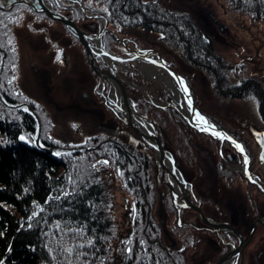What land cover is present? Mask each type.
Masks as SVG:
<instances>
[{"label": "trees", "instance_id": "trees-1", "mask_svg": "<svg viewBox=\"0 0 264 264\" xmlns=\"http://www.w3.org/2000/svg\"><path fill=\"white\" fill-rule=\"evenodd\" d=\"M17 1L0 0V44L7 53L0 74V90L8 102H27L36 112L42 124L41 144L59 146V141L52 136L56 123L42 106L26 100L21 94L15 82L17 63L24 60L23 45L32 49L30 53L44 50L48 61L57 67L67 64L72 51L78 50L85 56L87 51L62 22L38 11V0H26L31 5L18 3L6 10ZM48 1L89 35L103 30L104 21L100 16H104L107 31L102 41L106 51L114 56H132L137 48L153 49L186 79L190 88V78L197 79L204 72L214 79L213 86L222 98L256 97L252 88H245V84L236 86V82L231 81L236 73L234 65L218 54L212 38L214 32L199 18L198 8L182 10L168 0H78L86 11L97 15L88 17L74 0ZM222 1L230 13L264 23V0ZM192 4L197 3L193 1ZM1 57L0 52V62ZM136 65L127 61L125 69L117 64L115 69L117 74L139 83V75L132 71L136 70ZM90 74L95 81L92 92L102 101V95L95 92L99 78L92 69ZM103 85L104 94H107L109 82L103 79ZM127 88L138 113L155 124L163 148L176 158L192 202L211 216L203 204L217 203L221 192L216 196L212 194L211 198L197 191L186 164L195 159L200 164L202 149L219 158L224 157L225 150L221 151L216 138L190 126L174 107L158 108L139 90ZM191 93L194 95L192 89ZM156 98L176 105L169 92L160 91ZM210 118L219 128L247 142L214 115ZM121 124L127 132L120 133L122 136L113 127L109 129L110 135L100 131L86 138L75 136L74 140L67 141L69 149H59L55 156L20 143V137L32 142L35 120L19 108H8L0 103V264H175V261L178 264H213L216 258L229 252V233L206 228L202 220L190 221L188 214L196 212L192 208L177 210L161 165L156 172L157 166L152 160L156 158L154 148L130 126ZM79 130L77 127L73 131L83 132ZM68 131L72 132L71 127ZM170 135L166 141L165 136L169 138ZM119 137L126 139L125 151L110 142L85 151L72 149L96 146L107 139L119 140ZM198 142H202V147ZM225 145L235 151L229 142ZM130 151L138 157L140 166ZM200 166L202 171L198 176L205 177L209 164L202 162ZM216 166L219 181L236 187L235 182L241 180L246 188H258L240 172L226 169L223 162ZM158 181H163L161 188ZM119 191L129 198L133 208L132 233L124 238L119 234L122 230L118 215ZM159 200L161 209L155 211ZM204 242L209 252L216 250L218 254L207 257L204 263L202 259L196 262L195 257ZM114 244L117 245L115 253Z\"/></svg>", "mask_w": 264, "mask_h": 264}, {"label": "rangeland", "instance_id": "rangeland-1", "mask_svg": "<svg viewBox=\"0 0 264 264\" xmlns=\"http://www.w3.org/2000/svg\"><path fill=\"white\" fill-rule=\"evenodd\" d=\"M19 1L27 2L26 0H19ZM168 1L172 3V5L174 6L178 5L177 7H180L182 10H184L185 8L188 9L189 7L193 8L194 10H197L198 8L199 14H200L198 15L199 18L202 20V22H205L210 27V29L214 32V34L212 35V38L216 43V50L218 54L221 57L226 58L230 63L234 65L236 73L232 75V77L234 78V79L232 78L231 80L232 82L241 84L242 80L245 79V77H247L248 74L250 75L248 71L256 69V66L254 64L255 61L254 60L250 61L249 59H247L248 54H250L249 56L252 57L253 59L254 58L257 59L259 57L261 61L263 60V63L261 66H264V23H261L260 21L256 23V22L249 20L245 16L238 15L236 13L235 14L230 13L229 8L225 4H223L222 0H217L218 2L216 0H168ZM193 1L196 2L197 4H192ZM27 4H30V3L27 2ZM50 5L52 4L50 3ZM87 13L89 12L87 11ZM210 17L214 18V20H216L217 23L214 24L213 19H211ZM0 46L2 47L1 44ZM23 49H25V56L23 57L24 58L23 61L17 63L18 71L16 74L15 82L20 88L19 90L21 94L23 95V97L26 100L34 101L35 103L42 106L46 115H48V117L56 123L54 126V131H52L53 133L52 136H54L57 142L59 141L58 143L60 145L54 146L52 155L56 156L57 155L56 151H58L59 149L66 150L68 148L67 141L72 140V139L74 140L75 136L76 138H81V137L86 138V137H89L86 135H92V133L97 134L100 131H105L106 133L108 132V134L110 135L111 131H109V129L112 127L119 134L120 133L124 134L126 132V131L124 132V130L126 129L121 124V122L125 125H128V124H126L123 120L124 118L123 112L119 110L118 107L116 106L117 104H120L119 103L120 96L119 94H116L117 95L116 97L111 98L110 82L107 80L109 82V90L107 94H104L103 80H100V78L98 77L99 81L96 84L97 88H95V92L102 95L103 97L102 101L93 94L92 88H94L95 81L93 80L90 74V70L92 69V67H90L91 65L89 63L87 55L85 56L81 54L78 50L72 51L71 58L69 56L67 64L63 65L62 67H57L53 63H50L48 61L47 59L48 56L45 54L44 50L38 51L36 53H32V52L30 53V50L32 49L30 47H26L25 45H23ZM6 56H7V53H6ZM6 56L4 57V62H5ZM116 57H119V56H116ZM98 58H101V57H98ZM98 58H97V63L101 65L102 68H104V70H108L107 64H110L109 66H112L115 72H116V69H115L116 64L121 66V68H124V69L126 68L125 62L111 64L103 60L102 58H101V61L98 62ZM120 58H122V56ZM136 62L139 63L138 66H136L137 67L136 72L139 75V79H140L139 83L133 80H129L124 75H119L116 72V74L122 78V82L128 91V95L130 96V89H128L127 86L134 87L135 89L140 91V93L145 97L147 101H149V98L152 99L154 102L149 101L152 105L158 108H165V107L171 106L177 109L179 107L178 103L175 102L176 105H172L169 102L158 100L156 98L158 94H160V91L162 92L164 91V93L166 92L171 93V96L173 98L172 91L168 89V86H167L168 81H166V77H164L165 75L163 76L165 78V81H161L159 79V73H162L160 71V68L144 60H140V61L136 60ZM168 64L170 65L169 62ZM132 71H135V70L132 69ZM213 80L210 75H206L204 72L203 73L201 72V76L197 77V79L192 78V77L190 78V82L192 83V88L190 87L189 88L190 90L191 89L193 90L194 95L192 96L194 98L195 105L199 106L200 108L199 109L196 106L198 110L203 115L208 117L209 119H210L211 114L216 116L217 120L221 121L224 126L230 129H235L236 126L237 128L242 127L243 123H247V124H244L246 125V127L247 126L251 127L250 123H252V121H254L258 116L256 114V112L258 113V108L256 107L257 104L259 102H261V105L264 104V95H261L259 92H257L258 93L257 94L255 91H258V90H251L252 94H256L254 95L256 97L248 96L246 97V99L245 98L243 99L242 98L241 99L222 98V96H220V94L216 91V88L213 86V82H214ZM258 83L261 87L264 86V83H260V82ZM244 84L246 85V83ZM257 96L260 97L261 101L258 100ZM106 97L108 98V100H106ZM132 100L134 101L133 98ZM7 103L11 106V107L9 106V108H12V109L19 108L21 111H23L22 107L25 106L24 104H27L28 107L32 109L29 103L27 102H17V103L7 102ZM20 104H23L22 107L19 106ZM12 106H15V107H12ZM107 106H109L110 109H108ZM135 108H136V102H135ZM201 110L207 114L203 113ZM34 113L36 114L35 111ZM182 116L184 117L183 114ZM153 125L155 126L154 123ZM189 125L192 126L190 123ZM70 127H71L72 132L68 131ZM77 127L80 128L79 131L82 130L83 132H77V133L74 132L73 130ZM34 128H35V132L32 135H35L36 132L38 131L36 122H35ZM41 129H42V124L40 125V137H41ZM114 130L112 132H115ZM123 134H120V136H122ZM32 135H31V139L33 142ZM170 137L171 135L169 136V138L165 136L166 141L167 139H170ZM117 141L119 142L122 141L123 143L121 144V143H118ZM125 141L126 139L119 137V140L116 138L115 140L107 139L105 140V142L104 141L100 142L96 146H85V147L80 146V147H75L72 149L85 151L89 149L98 148L103 143L110 142V143H114V144L121 146V148L124 149L125 151L126 150ZM250 142L252 141L250 140ZM199 144H201L200 146L202 147V142H198V145ZM41 145L43 147H46L43 144ZM46 148H50V147H46ZM220 148H221V151H223L224 148H222L221 146ZM154 151H155L156 158H153L152 160H153L154 165L157 166L155 167L156 172H157L158 165H161V163L159 161V157H158V154L155 148H154ZM168 152L171 153L170 151ZM130 154H132V157H134L136 164L140 166V160L138 159L136 155H134V152L130 151ZM223 154L225 155V152ZM201 155L202 156H201L200 164L202 165V162L209 164V166L206 167L207 169H209V171L207 172V175L205 177L198 176V174L202 170H201L200 164L195 159L192 162L190 161L186 164L187 171H189V178L191 179V182L193 183L194 187L197 188V191H201L203 195L209 196L212 198V194L216 196L217 192H221L222 196H224V200H221V201L217 197L216 198L217 203L203 204L206 207V211L211 216H213L212 212H214V209L217 207L220 208V205L224 207L225 212H227L229 211L227 207L231 199L230 197L231 194L234 193L236 190L238 192V191L249 189V188L248 187L246 188L244 186L245 184L241 182V180H238L235 182L237 185L236 187L226 184L222 182V180L219 181L218 170H217L216 165L218 162L219 164L223 162V164L226 166V169L232 170L234 172H240L243 175L241 171L233 169V168H237L238 166L242 165L243 162L240 164L236 162L232 163L229 160H223V157L219 158V156L212 154L208 150L204 151L203 149L201 151ZM172 156L175 160V165L178 168L176 158L174 157L173 154ZM178 170L180 171L181 175L185 179L182 171L179 168ZM137 172H139V170ZM165 173L167 176V182L170 187L168 174L166 171ZM158 183H160L159 188H161L162 186L160 187V185H162L163 181H158ZM187 185L188 184L186 181V186ZM212 187L214 191L213 193H211ZM158 194L159 192H157V196ZM218 196H221V194ZM118 198H119L118 199V215L120 217L119 223L122 222L121 223L122 230H121V233H119L121 235L120 238L129 237L130 234L132 233L131 225H132V217H133V208L131 207L130 201H128L129 198H127L126 195H123L122 192L120 191L118 192ZM190 202L194 206L200 208L199 206L195 205L192 202L191 197H190ZM220 202H222V204H220ZM160 206H161V200L157 201L155 211L161 209ZM176 208L180 212L182 209L188 208V207H182V208L176 207ZM190 208L196 210L195 207H190ZM200 209L206 218L214 222H223L222 219L211 218L210 216L205 214L202 208ZM196 212H190V214L186 216L192 222L197 223L199 220H202V222H204V220L200 216V213L197 210ZM205 225H206V228L215 229V227L207 223H205ZM163 226L165 227L166 224H164ZM215 235L216 234H212L213 237ZM229 242L230 241L228 240L227 244ZM169 245H171V243ZM114 246H115V250H114V253H115L117 249V245L114 244ZM208 248L209 246L207 245L206 242H204L200 253L199 254L197 253V257H195L197 259L196 262L199 260L201 261L202 259V263H204L207 257L209 256L213 257V255L218 254V253H215L216 250H214V252L212 251L209 252ZM167 252L169 253V256L171 257L169 248L167 249ZM192 262L193 261L191 260V263ZM175 264H178V262L175 261Z\"/></svg>", "mask_w": 264, "mask_h": 264}, {"label": "water", "instance_id": "water-1", "mask_svg": "<svg viewBox=\"0 0 264 264\" xmlns=\"http://www.w3.org/2000/svg\"><path fill=\"white\" fill-rule=\"evenodd\" d=\"M77 6L82 9V11L89 17H95L97 15H92L87 13L85 9H83L82 5L79 3L78 0H75ZM20 3H25L21 1ZM41 6V12L45 13L48 17L53 20L62 22L80 41L81 44L84 45L87 51V56L89 63L95 73L98 75L100 80L106 79L111 84V92L114 91L115 94H119L120 100L116 106L119 110L123 112L124 115V122L128 124L137 134H139L143 140H145L148 144L153 146L158 154L159 161L163 167V169L168 174V179L170 182V187L172 191V195L175 201V205L178 208L182 207H195V209L200 213V216L204 220L205 223L216 227L219 230L234 232L233 228L226 222H214L208 218H206L201 211L200 208L194 206L193 204H188L190 193L186 186V181L181 175L180 171L175 165V160L171 153L165 150L162 147L161 140L158 134L156 127L151 123L148 119L139 115L135 108V102L132 98L128 95V91L122 82V78L118 76L113 69L112 66H108V70H104L101 65L97 63V58L101 57L104 60L110 61L111 64L113 63H121L126 61L125 58H120L111 55L108 53L103 45L102 36L107 31L106 25L107 20L100 16L101 19L104 21V28L103 30L97 35H89L83 32L78 25L66 15L57 11L47 0H39ZM10 9V8H9ZM8 9V10H9ZM89 40L94 41L95 44H91ZM0 52L2 54V60L0 62V72L1 68L3 67L4 57L6 53L4 49L0 46ZM144 60L150 64L155 65L156 67L161 69L162 73H159V77L164 76L166 77V81H168L167 86L170 91L173 93V98L179 104L177 108L187 119V121L196 128L199 132L206 133L216 139H218L221 143L224 141H229L231 145L241 154L243 164L238 166L237 168H233L235 170H239L243 173L245 177H247L250 181L256 182L253 174L248 169L249 157L242 145V143L238 140H235L232 136H230L224 130L219 129L208 117L203 115L195 105L194 98L192 96L191 90L187 85L186 80L176 73L174 69L166 62L160 54L155 52L152 49H142L138 48L135 52V56L132 60ZM0 99L8 106H10L5 100L2 99L0 95ZM106 100L108 98L106 97ZM149 101L154 102L152 99L149 98ZM190 101V103H189ZM23 104L19 106L22 107ZM22 107L24 112L30 113L37 124L38 131L33 136V142H30L25 137H20L19 142L27 147L35 146L40 150L46 151L52 155L54 148H46L43 147L40 143V120L39 117L34 113L32 109L28 107L27 104ZM121 106H125L124 109ZM11 107V106H10ZM15 107V106H12ZM249 132L251 136L255 139L257 145L260 148L259 160L260 164L262 165L261 169L264 173V129H255L253 127H249ZM230 244V242L228 243ZM233 257V252L231 251V247L229 252L225 255L220 256L218 259L216 258L213 264H228L229 261Z\"/></svg>", "mask_w": 264, "mask_h": 264}, {"label": "flooded vegetation", "instance_id": "flooded-vegetation-1", "mask_svg": "<svg viewBox=\"0 0 264 264\" xmlns=\"http://www.w3.org/2000/svg\"><path fill=\"white\" fill-rule=\"evenodd\" d=\"M217 1V0H216ZM21 1L15 2L10 9L20 3ZM218 2V1H217ZM20 4H27L20 3ZM31 5V4H28ZM9 9V8H8ZM6 9V10H8ZM9 9V10H10ZM41 10L38 9V11ZM41 12V11H40ZM211 16V15H210ZM68 17V16H67ZM213 19L214 24L217 23L214 18ZM217 25V24H216ZM215 25V26H216ZM223 28V27H222ZM94 36V35H93ZM94 42V41H93ZM95 43V42H94ZM94 45V44H93ZM143 49V48H142ZM138 50V48L132 53L131 58L135 56V52ZM153 50V49H152ZM156 52V51H155ZM159 54V53H158ZM248 54L247 59L250 61L254 60V64L256 66V69L249 70L247 77L242 80L241 84L246 83V88H252L251 90H258L261 95H264V86L261 87L258 82L264 83V66H261L263 63V60L261 61L258 57L257 59H253ZM161 56V55H160ZM140 61V59H138ZM136 63L138 66L139 63L136 62V60H129ZM249 61V62H250ZM125 64L127 61H124ZM122 63V62H121ZM137 70V67H136ZM135 70V72H136ZM161 71V69H160ZM137 73V72H136ZM238 84L236 83V86ZM258 100L261 101L260 97H258ZM258 108V113L256 112L257 118L252 121L251 127L255 129H264V104L261 105V102H259L256 106ZM216 117V116H215ZM210 120L214 122L211 118ZM215 123V122H214ZM243 123L242 127H235V129H231L235 134L240 135L242 138L246 139V143L238 138H235L232 136L227 130L219 128L216 123L215 125L221 129L227 132L230 136H232L235 140H238L242 143L248 157H249V163H248V169L253 174L254 178L256 179V182L250 181L247 177V179L253 184L257 185L258 188H249L245 190L238 191L237 190L231 194V199L228 205L229 211L225 212L224 207L220 205V208L217 207L214 209V212H212L211 218H217L222 219L223 222L228 223L234 230V232L224 231V230H218L217 232H227L229 233V241L230 244H228L231 247V251L233 252V257L229 261L228 264H264V173L261 169L262 165L260 164L259 160V154H260V148L257 145L255 139L251 136L249 132V127ZM242 128V129H240ZM240 129V130H239ZM125 132V130H124ZM202 133V132H201ZM206 134V133H204ZM208 135V134H206ZM210 136V135H209ZM212 137V136H211ZM214 138V137H213ZM252 142H250V140ZM218 140V139H217ZM219 141V140H218ZM225 142L219 141V146L224 148L225 155L223 157V160H229L230 162H236L238 164L242 163V156L241 154L234 148L235 151L230 149L225 145ZM229 142V141H227ZM230 143V142H229ZM231 144V143H230ZM248 147V149H247ZM51 148H54L52 146ZM236 153L240 154V158L236 155ZM189 191V190H188ZM190 193V191H189ZM172 194V191H171ZM173 197V195H172ZM191 197V195H190ZM223 197V198H222ZM218 198L221 200H224V196H218ZM173 202L175 204L174 198ZM187 203L192 204L189 201ZM222 204V202H220ZM219 205V204H218ZM190 207V206H188ZM222 209V210H220ZM204 223V222H203ZM205 224V223H204ZM216 229V228H215Z\"/></svg>", "mask_w": 264, "mask_h": 264}, {"label": "bare ground", "instance_id": "bare-ground-1", "mask_svg": "<svg viewBox=\"0 0 264 264\" xmlns=\"http://www.w3.org/2000/svg\"><path fill=\"white\" fill-rule=\"evenodd\" d=\"M67 29H68V28H67ZM68 30H69V29H68ZM122 58H125L126 61H129V60L132 59L130 56H129V57H122ZM1 60H2V57H1ZM103 60H104V59H103ZM105 61H107V62L110 63V61H108V60H105ZM109 65H110V64H107V66H109ZM3 67H4V63H3ZM3 67L1 68V72H2ZM1 72H0V74H1ZM159 79H160L161 81H165V78H164L163 76L159 77ZM0 95H1V97H2L3 100H5L6 102H8V100L3 96L1 90H0ZM116 96H117V95L115 94V92L112 91V92H111V98H114V97H116ZM174 101H175V99H174ZM175 102H176V101H175ZM0 103L4 104L6 107L9 108V106L6 105L1 99H0ZM176 103H177V102H176ZM121 108L124 109L125 106H121ZM189 208H190V207H189ZM185 209H186V208H185ZM215 228H216V227H215ZM218 230H219V229H218Z\"/></svg>", "mask_w": 264, "mask_h": 264}, {"label": "snow or ice", "instance_id": "snow-or-ice-1", "mask_svg": "<svg viewBox=\"0 0 264 264\" xmlns=\"http://www.w3.org/2000/svg\"><path fill=\"white\" fill-rule=\"evenodd\" d=\"M189 103H190V101H189ZM262 159H264V157H262Z\"/></svg>", "mask_w": 264, "mask_h": 264}]
</instances>
